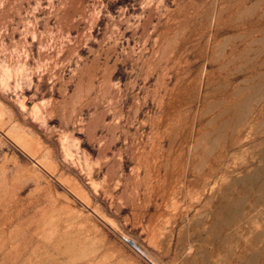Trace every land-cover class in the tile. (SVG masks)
I'll return each instance as SVG.
<instances>
[{"label":"rangeland","instance_id":"374dc122","mask_svg":"<svg viewBox=\"0 0 264 264\" xmlns=\"http://www.w3.org/2000/svg\"><path fill=\"white\" fill-rule=\"evenodd\" d=\"M0 264H264V0H0Z\"/></svg>","mask_w":264,"mask_h":264},{"label":"water","instance_id":"95a60500","mask_svg":"<svg viewBox=\"0 0 264 264\" xmlns=\"http://www.w3.org/2000/svg\"><path fill=\"white\" fill-rule=\"evenodd\" d=\"M124 241H125L128 245H130L131 247H133L136 251L139 252V249L136 247V245H134V242H132L131 239L124 238ZM141 255L144 256L143 254H141Z\"/></svg>","mask_w":264,"mask_h":264},{"label":"bare ground","instance_id":"6f19581e","mask_svg":"<svg viewBox=\"0 0 264 264\" xmlns=\"http://www.w3.org/2000/svg\"><path fill=\"white\" fill-rule=\"evenodd\" d=\"M123 238H126V237H123ZM129 239V238H128ZM133 242V241H132ZM134 245H136V244H134ZM136 247L139 249V252L138 253H140V254H143L146 258H148L147 257V255L145 254V252L143 251V250H141L137 245H136ZM133 248V247H132ZM134 249V248H133ZM135 250V249H134Z\"/></svg>","mask_w":264,"mask_h":264}]
</instances>
